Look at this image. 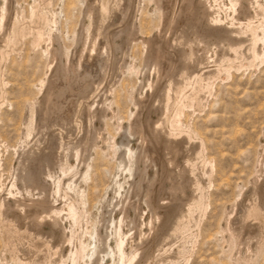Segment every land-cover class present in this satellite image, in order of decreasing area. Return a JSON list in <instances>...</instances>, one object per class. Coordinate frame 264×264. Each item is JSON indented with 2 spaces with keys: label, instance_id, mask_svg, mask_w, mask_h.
<instances>
[{
  "label": "rangeland",
  "instance_id": "1",
  "mask_svg": "<svg viewBox=\"0 0 264 264\" xmlns=\"http://www.w3.org/2000/svg\"><path fill=\"white\" fill-rule=\"evenodd\" d=\"M78 1H9L14 12V18L12 17L11 21L13 24L3 33L6 39L0 44L2 52L0 60V202H3L6 207L9 206L5 208L6 217L1 220L2 222L0 221V264H36L41 262L40 257L46 251V241L52 249L59 246L57 238L50 235L48 223H44L43 230L39 234L32 227L30 217L20 219L12 209L17 208L26 216L28 206L44 201V205L41 206L45 209L36 206V211L39 208L42 209L37 211L38 214L42 216L47 214L49 206L53 204L63 208V213L67 214L68 209L61 197L54 193L53 183L62 178L65 181L64 188L66 187L72 172L70 166L74 167L78 164L76 158L72 156L73 151L69 149V145L86 136H89L91 140L95 139L97 145L95 148L88 147L87 151L83 150L90 159L89 178L84 181L78 175L75 177L77 190L79 193L84 192L86 201L83 206L85 211L83 222L78 232L81 239L88 242L91 239H88L89 235L84 233L85 228L87 225L95 226L102 237L109 236L110 248H107L105 252L106 249L104 250L101 246V251L92 261L93 263L87 257L80 260L78 264H115L109 252L115 248L112 221H118L122 216L119 211V195L115 183L130 180L128 185L124 183L125 188L120 190L124 196L132 178L121 170V155L127 145L133 149H138L139 146L138 137L121 136L123 131L117 130V124L120 121L126 125L130 120L133 121L134 113L137 111L135 100L148 98L151 94L149 83L157 82V74L152 73L154 61L149 59L150 47L142 44V38L156 37L163 30V21L154 1L134 0L133 7L123 12L125 24L128 23V25L122 29L120 36L114 38V42L120 45V50L118 49L115 53L117 63L114 62L109 66L101 64L97 59L95 61L92 59L91 63H85L82 60L81 67L78 64V58L82 52H88L91 41L89 39L92 38L87 40L88 45L84 40L87 34L85 29L90 28L93 34L96 25L93 22L95 19L89 16L91 13L87 12L90 5L85 7ZM94 1L89 0L92 4ZM106 1L103 0V2ZM176 1V8L179 9L183 0ZM208 1V5L211 6L221 2L222 8H218V15L224 20L225 25L229 26L231 24L229 18L237 15L230 10V1ZM124 3H128L127 0H123V6ZM262 3L264 5V0ZM4 4L5 1L0 0V16ZM251 13L254 14L253 10ZM259 18L258 16V19L257 17L254 19L255 26H259L262 21ZM114 19L119 22L118 16ZM240 20L245 21L241 14ZM181 21L175 23V28H178L176 32L179 34L184 32L181 40L184 44H179L176 49L170 47L165 50L169 54L166 63H171L167 76L164 79H158L160 81L157 85L161 84L164 89L170 82L177 83L180 80L181 52L189 51L188 45L185 44L188 38L191 40L198 38L197 41L201 42L194 44L196 57L203 58L206 52L211 58L203 60L207 63V68L204 67L203 70V79L192 77L189 79L191 87L189 85L182 87L181 95L183 96L177 95L175 112L174 110L171 112L169 121L163 125L166 134L169 133L171 136L178 134V137H184L190 143L189 150L186 153L183 150L174 165L175 179L167 180L166 172L161 165L158 164L155 169L151 162L147 167V176H149L148 181L155 180L158 182H156L157 185L162 186L158 192H154L156 199L161 198L164 202H172L173 198H181L186 202H184V208L192 203V217L184 224L178 235L164 237L176 218L178 210L173 207L169 212L163 211L162 216L165 220L167 218L164 230L167 231L158 236L159 238H152V233L144 224L148 223L152 213L144 202L147 185H143L137 196L132 194L126 215L124 214L127 217L125 221L128 223L125 222L123 233L129 237L125 250L129 254L131 247L138 242V236L132 237L131 233L137 232L143 223L144 233L146 235L151 233V235L147 237L148 239L150 237L148 241L144 240L139 250L140 255L137 256L136 262L141 261V264H242L241 261L247 257V254H252L247 264H264V247L256 249L260 235L264 234V208L257 209L247 220L244 206L253 198L251 192L253 179L261 174L259 172L261 166L264 170V61L262 63L261 59H250L244 50L245 47H240L230 52L231 54L229 53L223 61L214 62L217 50L215 49L217 45L214 44L215 37H206L201 31L197 32L196 23ZM37 30L44 33L50 32L55 37L53 44L51 43L54 55L52 54L50 58L45 53L47 42L40 46L34 45ZM133 31L138 39L128 42V36ZM257 31L258 46L263 49L264 44L261 42H263L264 26L257 28ZM206 46L210 47L208 48L210 50L204 51ZM63 52L67 54L68 59L63 56ZM66 64L72 72L69 69L70 72L68 70L65 72ZM49 66H51L50 69ZM133 66H135V72L130 70ZM137 69L141 71L136 73ZM65 73L67 74L64 77ZM64 79L69 80L71 89L68 90ZM43 81L46 84L41 88ZM49 81L52 83V95L55 96L51 97L58 104L55 113L45 101ZM162 88L154 96L152 102L155 107L150 114L143 111L141 120L143 124L147 120L155 122L164 117V113L160 110ZM81 102H83L82 106L90 104L94 107L93 118L90 119L84 110L77 115L67 114L70 110L75 112ZM44 106H47V110ZM104 107L108 108L107 116L105 120H102L99 114ZM112 112L116 113L117 118L111 115ZM75 119L78 120L80 127L76 125ZM31 122L40 127L39 130L36 128L37 130L29 133L27 129ZM100 133L106 138L113 137L114 142L112 140V142L109 141L110 144L103 142L101 138H97V134ZM162 150L167 152L160 146L154 148V157L162 156V154L167 156V153ZM186 156L187 158L191 156V160L195 162L193 177L198 178L201 183L195 187L196 190L193 189V183L187 184V188L185 185L182 186L184 178L177 177V173L186 165ZM24 164L33 173H39L38 180L31 182L22 180L20 174H23ZM59 164H64L66 172L60 169ZM83 168L84 164H81L79 169L83 170ZM260 179L264 180V172ZM42 180L47 182L44 183ZM170 186L176 189L175 191L172 189L176 192V196L172 197L169 194ZM185 189L186 192L183 193ZM191 191L195 192L192 194ZM194 196L198 198L193 200ZM16 199L18 201L20 199V202ZM33 199L35 202L32 201ZM132 201L136 205L132 206L130 204ZM236 202L239 205L233 211L232 207ZM226 214L232 217L234 229L241 236V247L235 250L229 246L227 233L223 231ZM64 226L66 231H69L73 227L72 220L67 219ZM131 227L134 228L129 231ZM70 248L71 246L66 244L63 253L67 255ZM249 250L252 251L250 254ZM65 264L70 262L66 260Z\"/></svg>",
  "mask_w": 264,
  "mask_h": 264
},
{
  "label": "bare ground",
  "instance_id": "2",
  "mask_svg": "<svg viewBox=\"0 0 264 264\" xmlns=\"http://www.w3.org/2000/svg\"><path fill=\"white\" fill-rule=\"evenodd\" d=\"M4 1H5V4H4V7L2 9L1 16H0V44H1V42L5 41L6 38L4 37L5 35L3 36V33H5L6 30H9V28L13 24V23L11 24L12 17L14 18V15H13L14 12H12V8L10 7L11 4L9 5L10 0H4ZM79 1H80L82 6L89 7L87 5H90L87 12H90L92 14L91 15L89 13L90 14L89 16L92 17V19L93 18L95 19V20L93 19L94 20L93 22L96 26H95V30H94L95 32L93 31L94 32L93 34H91L90 28L87 27V29H85L87 34H86L84 40L86 41V43L88 45H89V43L87 42V40L91 37L92 38L89 39L91 41H90V46L88 48L89 49L88 52H85V53L82 52V54L80 55V58H78L79 59L78 64L80 65L82 60L85 63H89L92 59H94L93 61H95L97 59L98 62L100 60L101 64L104 63L105 65L110 66V65H112V63L115 62V53H116V51H118L119 46H120L114 42V38H116V36H120V33H122V29H124V27L126 25H128V23L125 24L126 20H125V16L123 17V14H124L123 12L127 8L133 7L134 0H127L128 3H126L127 5L124 3L125 4L124 6L122 4L123 0H107L106 2H103V0H95L93 4L90 3L89 0H79ZM151 1H154L156 3L157 11L161 15V18L163 21V30H161L160 33L154 38H144L143 37L142 38V44H144L145 47H150L149 59L154 61V62H152V63H154L152 73L155 72L157 74V82L160 81L158 79H164L165 76H167L168 67L171 63V62L166 63L168 61L169 54L167 52H165V50L167 48L169 49L170 47H171V49L172 48L176 49L177 46H179V44L180 45L184 44L181 42L184 32H182V33L180 32V34H179L176 32L178 28L177 29L175 28V23L176 22L178 23L179 20H182L185 23H187V22L196 23V25H197L196 31L197 32L201 31L206 37H215L214 40L216 42L214 44L217 45V48H215L217 50H216V54H215V59H213L214 62L223 61L224 59H226V57H228V54L230 52L236 51L240 47H245L244 50L246 51V53L250 59H255V60L261 59L262 63H263V61H264V50L263 49L264 48L262 49L258 46V38H257V32H258L257 28L259 29V27L264 26V20H263L264 19V5L262 3V0H229L230 1V10L232 11V13L237 14V15H233V17L229 18V20L231 21V22H229V23H231L229 26L225 25V23L223 22L224 20H222V18L218 15V8L219 7L222 8V7H221V2H217V0H215L217 2V4H215V5L213 4L212 6L208 5V3H209L208 0H183L181 5L178 7L179 9L176 8V6H177L176 0H151ZM252 10H253L254 14L251 13ZM240 14L244 16L245 21L242 22L240 20ZM120 15H121V17H120ZM115 16L119 17V20H118L119 22L114 21ZM258 16L262 19V21L259 23V26H255L254 19L256 17L258 19ZM236 21H238V22L236 23ZM90 22H92V21H90ZM236 24H238V25H236ZM166 28H167V31H166ZM171 33L173 34V37H172ZM262 36H263V38H262L263 42H261V43L264 44V35H262ZM54 38H55L54 35H52V33H50V32L44 33L43 31H38L33 42H34L35 46H40V45L47 42L45 53H46L47 57L50 58V56L53 54L51 43L54 40ZM128 38H129V39H127L128 42L132 39H136V40L138 39L137 37H135L134 31L132 32V34H129ZM197 39L194 38L191 40L188 38L187 39L188 43L185 42V44L188 45L189 51L186 52L183 50L181 52L182 53L181 54L182 71H181L180 77H179L180 80L178 82L176 81L177 83L170 82L167 86L164 87V89L162 88L161 84L157 85L158 84L157 82H155V83L150 82L149 87L151 88V94L148 96V98H146L144 100L142 98L135 100L134 104L137 107V111L134 113V119L132 118L133 121L130 120L128 123L126 122L127 123L126 125L123 123H120V121L117 124V130L123 131V134L121 136H124L126 138L133 137V135L137 136L139 139V146H138V149H133L132 147L127 145L125 147V149L123 150L122 155H121V163H120L121 164V170H123L125 173H127L129 178H132L131 183L129 184L128 189L125 191L124 196L122 195V191H120V190L125 188L124 183H127V185H128L130 180H126L124 183H120L118 181H116V183H115L116 188H117L116 190L118 191L117 193L119 195V201H118V205L120 206L119 211H120V214L122 213V216L119 218L118 221H114V220L112 221V224H114V226H113V228H114L113 240L115 242V248L111 249L109 252L111 255L110 258H112V260L115 262V264H141L140 263L141 261H139V262H136V261H137V256L140 255L139 250H141V245L143 244L144 240H147L148 239L147 237L149 235H151V233L153 235L152 238H154V237L156 238L158 236L163 235L164 232L167 231V230H164L166 225H167V222H166L167 218L165 220V218L162 216L163 211L169 212L170 210H172L173 207L177 208V210H178L176 218L172 222L167 233L165 232L166 234L164 235V237L166 235L167 236L168 235L169 236L170 235L171 236L176 235L181 230V228L184 226V224L192 217L191 216L192 212H193L192 203H190L187 208H184L183 205H184L185 200H182L180 197H179L180 199H177V197L175 199L173 198L172 202H164V200L161 198L156 199V195L154 194V192L155 191L158 192L159 188H161L162 186L157 185L158 182L155 180L148 181L149 176H147V167H148V164L150 162L153 163V166L155 167V169H157L158 164L161 165V167L166 172L167 180L171 181L172 179H175V177H176L175 173H174L176 171L174 168V165H176V162H177L179 155H182L183 150L186 153V151L189 150V148H190L189 141L185 140L184 137H182V138L178 137L177 136L178 134H175L173 136H171V134H169V133L166 134L163 130V125H166L165 123L169 121L171 112L174 110V108L176 106L177 95L180 94V96H183V95H181L182 87L189 85L191 82V81L189 82V79H191L192 77H197L196 79H201V80L203 79V77H202L203 76V70L207 64L203 60H208L211 58V56L207 55L205 52L203 58H202V56L196 57V55H195L196 51H194L195 50L194 44H197V42L201 43V42H199L200 40L197 41ZM202 43H204V41ZM246 43H247V45L245 46ZM212 45H213V43H212ZM208 48H210V47L206 46L204 51L210 50ZM171 49H170V51H171ZM85 50L87 51V49H85ZM152 51H154V53H152ZM1 54H2V52L0 50V60H1V56H2ZM63 54H64L63 56L67 57L66 53L63 52ZM67 59H68V57H67ZM147 59H148V57H147ZM49 61H50V59H49ZM115 63H117V62H115ZM145 63H148V62H145ZM62 65H64V64H62ZM118 67H119V65H118ZM120 67H122V65ZM124 67H126V66H124ZM134 67L135 66L130 68V70H133L135 72ZM50 68H51V66H49V69ZM63 69L64 68H62V70ZM65 69H66L65 72L69 69L67 67V64L65 66ZM74 69H76V68H74ZM69 70L72 72L71 69H69ZM139 71H141V70L137 69L136 73ZM209 71H211V70H209ZM77 72H78V70H77ZM229 73H231V72H229ZM66 74L67 73L63 74L64 77ZM204 75H206V74H204ZM73 77H75V76H73ZM64 80H65V83L67 84V87L69 90V88H70L69 85L71 83L68 84V81H69L68 79H64ZM49 83H50V81H49ZM45 84H46V82L43 81L41 88H43L45 86ZM51 84L52 83L49 84V87L46 90V93H45L46 94V100L45 101H47V106L48 107L50 106L52 108L51 111L53 113H55L56 109L58 108V104H57V101L51 97V96L55 97L54 95H52L53 92H52ZM52 86L54 87V85H52ZM161 88H162V91H161L162 92V95H161L162 96V98H161L162 103L160 102L161 103V106H160L161 109L160 110L162 113H164V115H163L164 117H161L159 119V121H155V122L147 120L145 122V124H143L141 122L142 115H143L142 113H143V111H146V113L148 115L150 114L151 110L155 107V105L152 102L154 100V96L156 95V93ZM205 94H207V93H205ZM205 94H204V96H205ZM43 98H45V97H43ZM58 98H60V97H58ZM191 99H193V98H191ZM82 103L83 102H81V104L79 106H77V109L75 112H73V110H70L67 112V114L72 116V114L75 113L77 115L78 113L81 112V110H84L86 112L87 116L90 117V119H91V117L93 118L95 116L94 107H92L90 104H86V105L82 106ZM107 109H108L107 107H104V109H102L100 112L101 114H99V116H100V118H102V120H105V118L107 116ZM46 110H47V108H46ZM174 112H175V110H174ZM44 114H45V112H44ZM91 114H93V116ZM46 115H48V114H46ZM111 115L113 117H115L116 113L112 112ZM182 115H183V113H182ZM116 118H117V116H116ZM42 120H44V118H42ZM75 122L77 123L78 120L75 119ZM40 123H42V122H40ZM76 125H78V127L81 126V125L79 126V123H77ZM164 127H166V126H164ZM36 128L38 129L40 127H37L34 123L31 122L29 124V127L27 130L29 133H31V132L37 130ZM97 138H101L103 140V142H106V143H109V141L114 140L113 137H107L106 138V136H102L101 133L97 134ZM96 145L97 144H96L95 139L91 140V138L89 136L83 137L80 140H78V142H74L73 144L69 145V149L71 151H73L72 156H74L76 158V160L78 161V164L74 167L70 166V169H72V172H71V175L68 177V181H67L68 183H67L65 188H64L65 181L62 178L58 179L55 183H53L54 189H55L54 193L58 194L61 197L63 204L68 209L67 214L63 213V208L57 207L54 204L49 206L47 214H45L43 216L38 214L37 211H39L41 208H39V210L36 211V209H37L36 206L39 207L41 205H44V203H45L44 201H40V202L38 201V203H33L30 206L27 205L29 209L27 211L26 216L23 215V213L20 212L21 210L19 211L17 208L12 209L13 212L18 214L20 219L30 217V220H32V224H33L32 227H34L36 232H39V234L43 230L44 223H48L49 228H50L49 230L51 232L50 235H53L55 238H57V240L59 242V244L57 243L59 246L56 247L55 249L53 247V249H52L49 245V242L46 241V251L40 257L41 262L36 263V264H65L66 260H68L70 262V264H78V263H80L79 262L80 260L85 259L87 257L89 258V261L92 262L99 255V252L101 251V246L104 248V250L106 249L105 252H107V248L108 249L110 248L109 243H108L109 236L102 237V235H100V232L98 231V229L95 226L87 225L85 228L84 233L89 235L88 239H91L88 242H85L84 240H82L80 237V233L78 232V228H79L80 224L83 222L82 220H83L84 214H85L83 206L85 205L86 201H85L84 192L82 191L79 193L77 190V186L75 184V181H76L75 177L80 176L81 180H84V181H86L89 178L91 164H90L89 157H87L85 154L86 153L85 151H87L88 147L89 148L90 147L95 148ZM159 146L161 148H163L165 151H167V152H164L162 150L164 153H167V156H166V154H165V156H164V154H162V156H161L158 153L157 155H159V156H157L156 158L154 157L155 156V155H153V154H155L154 148H158ZM83 150H85L84 151L85 153L83 152ZM32 151H33V149H32ZM155 151L157 152V150H155ZM29 155H30V153H29ZM27 157H29V156H27ZM196 157H197V155H196ZM34 158H35V156H34ZM149 158H151V160ZM186 158H187V156H186ZM42 159H43V157H42ZM29 160H31V159H29ZM29 162H31V161H29ZM81 164L82 165L84 164L83 170L79 169V166H81ZM59 166L63 172H66L64 170V167H65L64 164H59ZM194 166H195V162L191 160V156H190V158L188 156V158L186 159V165L183 166V168L181 169L180 172L177 171L178 172L177 177L182 176L184 178V183L181 184L182 186L185 185V187H186L187 184L190 185V183L191 184L193 183V185H194L193 189L196 190L195 187L200 185L201 183H199L198 178L193 177L194 176V174H193ZM22 167H23L22 168L23 174L21 173L20 175H22L23 181L31 182V181H36V179L38 180V174L39 173H37V172L33 173L32 171L27 169V166L25 164ZM259 172H261V174L259 176L257 175L252 181L253 183H252V191L251 192H252L253 198H252V200H250L251 201L250 203L247 202L244 205L247 220H248V217L254 215V213L257 209H259V208L261 209L262 207L264 208V187H263L264 186V180L262 181V179H260V177H262V173L264 172L262 166L260 167ZM68 174H69V172H68ZM39 181H41V180H39ZM42 182L45 183V182H47V180L46 181L42 180ZM143 185H147V189H146V192L144 195V198H145L144 202L151 209V213H152L151 218L148 221V223H144V224H145V227L148 226L147 228H149V231L151 233L146 235L144 233V227H143L144 224L141 223L142 226L139 229L136 228L137 232L135 231V232H133V234L131 233L132 237L138 236V242L135 245H133V247H131V250L128 254L125 250V246H126V242H127L129 237L123 233V227L125 226V222H126L125 218H127L125 216L126 215L125 212H126V210H128L127 206H129L128 203H129L130 198H132L131 197L132 194L133 195L136 194V196H137V194H139V192H141V190H142V189H140V187H142ZM160 185H161V183H160ZM170 188H171V190L168 191L169 194L172 197H173V195L176 196V194H175L176 192L172 191V189L174 191L176 189L172 188L171 186H170ZM189 190H187V191H189ZM185 192H186V189L184 190L183 193H185ZM193 192H195V191H193ZM193 192H192V194H193ZM241 196H242V194H241ZM197 198H198V196H194L193 200H196ZM16 200H17V202H20V199H19V201H18V199H16ZM32 201H34V199ZM22 203L24 204V201ZM15 204H16V202H15ZM130 204L132 206H134L135 202L132 201V202H130ZM12 205H13V207H16V206H14V204H12ZM18 205H20V204L18 203ZM25 205H26V203H25ZM202 205H203V203H202ZM238 205H239L238 202H236L233 205V207H232L233 211L236 210ZM4 206H5V204H3V202H0V221L6 217L5 216L6 215L5 214V208L9 207V206L4 207ZM42 208H44V206ZM199 208H200V206H199ZM44 213H46V212H44ZM9 214H10V212H9ZM15 215H13V216L17 217ZM251 218H249V219H251ZM67 219H71L72 224H73V227L69 231H66V228L64 226V223L66 222ZM143 221H144V219H143ZM30 222H27V223H30ZM233 222L234 221H232V217L230 215L226 214V216H225V227H224L223 231L225 233H227V241L229 243V246L231 247L232 250H235V249L239 248V246L242 242H241L240 233L234 229ZM126 223H128V222H126ZM138 226H140V225H138ZM136 227H137V224H136ZM28 228H30V227H28ZM133 228L134 227L129 228V231ZM243 228H245V227H243ZM32 230H33V228H32ZM85 234H83V235H85ZM149 239H150V237H149ZM92 240H94V241H92ZM66 244H69L71 246L67 255L63 253V251L66 248ZM256 247H257L256 248L257 250L264 247V234L260 235V238L258 239ZM247 248H246V250H247ZM249 249H250V247H249ZM250 251L251 250H249V254H250ZM250 255H252V254H250ZM250 255L247 254V257L243 258V260L241 261L242 264L249 263V261L251 260V257H252V256L250 257ZM238 261H236V262H238Z\"/></svg>",
  "mask_w": 264,
  "mask_h": 264
}]
</instances>
